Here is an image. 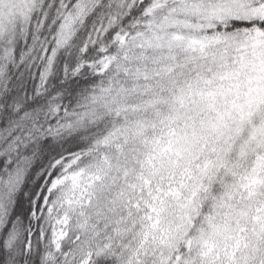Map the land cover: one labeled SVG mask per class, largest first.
Masks as SVG:
<instances>
[{"label":"snow or ice","instance_id":"6c2138e0","mask_svg":"<svg viewBox=\"0 0 264 264\" xmlns=\"http://www.w3.org/2000/svg\"><path fill=\"white\" fill-rule=\"evenodd\" d=\"M0 264H264V0H0Z\"/></svg>","mask_w":264,"mask_h":264}]
</instances>
